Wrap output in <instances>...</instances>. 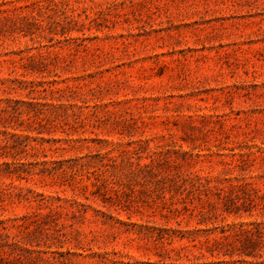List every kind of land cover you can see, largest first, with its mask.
Masks as SVG:
<instances>
[{
  "label": "rangeland",
  "instance_id": "rangeland-1",
  "mask_svg": "<svg viewBox=\"0 0 264 264\" xmlns=\"http://www.w3.org/2000/svg\"><path fill=\"white\" fill-rule=\"evenodd\" d=\"M0 264H264V0H0Z\"/></svg>",
  "mask_w": 264,
  "mask_h": 264
},
{
  "label": "trees",
  "instance_id": "trees-1",
  "mask_svg": "<svg viewBox=\"0 0 264 264\" xmlns=\"http://www.w3.org/2000/svg\"><path fill=\"white\" fill-rule=\"evenodd\" d=\"M0 234H1V236H3L5 241H7L9 238H12L14 240L13 243H16V240H15L14 236L13 235L11 236L8 232H3V233H0Z\"/></svg>",
  "mask_w": 264,
  "mask_h": 264
}]
</instances>
